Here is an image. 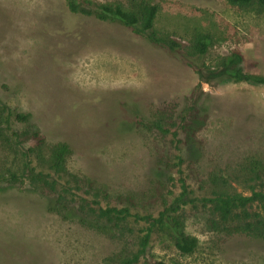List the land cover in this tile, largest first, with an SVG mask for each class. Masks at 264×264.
<instances>
[{
  "label": "rangeland",
  "instance_id": "1",
  "mask_svg": "<svg viewBox=\"0 0 264 264\" xmlns=\"http://www.w3.org/2000/svg\"><path fill=\"white\" fill-rule=\"evenodd\" d=\"M147 1L158 7L155 29L181 43L196 32L211 35L199 65L217 67L237 50L243 71L264 78V10L227 0ZM198 82L184 53L153 46L117 23L73 14L64 0H0V104L31 114L48 143L69 144L67 168L112 195H140L151 181L176 177L156 167L161 146L137 123L165 103L181 104ZM196 97L206 121L181 154L192 196L201 197L209 172L247 156L264 160V83L224 78L202 83ZM51 199L26 181L0 184V264H105L121 248L109 233L49 212ZM190 209L185 232L197 238L195 251L180 255L158 234L149 248L155 260L264 264V241L213 233L201 208Z\"/></svg>",
  "mask_w": 264,
  "mask_h": 264
},
{
  "label": "trees",
  "instance_id": "2",
  "mask_svg": "<svg viewBox=\"0 0 264 264\" xmlns=\"http://www.w3.org/2000/svg\"><path fill=\"white\" fill-rule=\"evenodd\" d=\"M64 1L73 14L117 23L153 46L185 54L199 80L195 89L181 104L165 103L137 123L161 146L155 157L156 167L176 177L168 176L164 182L155 179L140 195H112L67 168L69 144L48 143L31 123V114L12 112L0 104V184L26 181L34 191L52 197L49 212L64 220L76 219L87 229L118 239L121 248L108 256L105 264H164L149 252L152 238L158 234L164 235L180 255L192 254L198 240L185 232L189 206L190 210L201 208L205 225L213 233L264 241V160L247 156L231 168L209 172L199 188L202 196L195 197L183 171L187 162L181 154L183 147L195 143L206 121L196 97L202 83L230 78L263 84L264 78L243 71V58L237 50L223 56L217 67L199 65L212 47L211 35L196 32L181 43L173 35L155 29L158 7L147 0H127L125 4ZM227 2L239 8L256 5L264 10V0Z\"/></svg>",
  "mask_w": 264,
  "mask_h": 264
}]
</instances>
